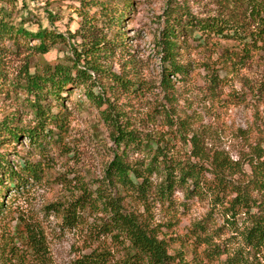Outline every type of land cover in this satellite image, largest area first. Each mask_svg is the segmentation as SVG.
<instances>
[{"label":"trees","instance_id":"16d2710c","mask_svg":"<svg viewBox=\"0 0 264 264\" xmlns=\"http://www.w3.org/2000/svg\"><path fill=\"white\" fill-rule=\"evenodd\" d=\"M69 1L77 4V26L60 32L54 25L58 12L52 8L57 0H46L43 6H31L28 0H0V104L11 100L17 107L22 105L31 113L32 124L17 123L19 107L0 109V220L12 216L9 220L25 223L21 240L28 254L12 246L8 256L15 261L10 262L46 264L48 250L40 225L22 220L8 194L11 189L15 196L20 194L28 179L40 180L43 165L26 159L17 167L8 150L22 138L39 151L48 140L60 145L66 123L51 115L50 101L60 104L63 93L79 89L96 107L106 106L103 120L113 147L100 179L91 185L77 180L70 196L47 205L61 217L64 228L81 235L82 249L74 264H264V148L254 146L233 159L225 151H205L194 135H180L192 145L190 154L182 156L173 151L170 135L152 136L131 128L125 113L100 86L108 78L116 91H133L134 85L109 68L117 55L128 53L121 31L128 5L117 10L116 3L108 4L112 0ZM223 1L232 10L226 18H189L178 8V16L167 24L158 43L160 83L167 93L173 90L170 76L184 77L187 72L179 49L186 48L185 41L195 32L202 45L218 39L233 43L235 47L224 48L223 67L233 69L255 56L264 57V0ZM57 46L62 57L55 63L34 61ZM162 115L172 128L170 113ZM144 139L155 145L149 149L148 161L146 157L129 161V153L139 151ZM178 190L183 192L182 201L174 198ZM193 199L206 201L209 209L191 225L192 258L185 260L182 250L170 253V219L155 222L151 210L159 203L172 218ZM130 202L135 207L128 208Z\"/></svg>","mask_w":264,"mask_h":264},{"label":"rangeland","instance_id":"374dc122","mask_svg":"<svg viewBox=\"0 0 264 264\" xmlns=\"http://www.w3.org/2000/svg\"><path fill=\"white\" fill-rule=\"evenodd\" d=\"M31 6H43L46 0H28ZM117 10L128 5L126 17L121 19V31L126 36L127 54H119L109 64L111 71L127 79L133 86L132 92L115 90L108 78H103L100 86L110 96L115 106L125 113V121L130 127L152 136L170 135L173 151L179 155L190 154L191 141L184 136L199 138L203 149L225 151L231 158L239 159L259 145L264 148V57L255 56L244 66L239 64L233 69L223 67L224 48L235 47L232 42L212 40L206 45L199 44V33L189 35L186 48L179 49V58L188 64L184 77L170 76L173 82L172 93L166 92L160 83L161 48L159 40L173 18L186 13L191 17L226 18L232 10L223 0H112ZM77 4L69 0L52 2V8L58 12L54 22L56 29L65 32L77 26L75 8ZM185 19V17L183 18ZM196 37V38H194ZM181 39V36L178 37ZM214 43V44H212ZM61 46L48 54L35 57L34 61L55 63L62 57ZM101 89L97 86L96 91ZM60 104L50 101L51 115L63 118L66 130L60 145L48 140L44 149L30 146L28 138H22L9 148L8 158L17 167L23 160L40 161L44 171L40 180L28 179L21 193L15 196L11 189L9 201L11 207H18L22 220L40 225L46 238L48 250L46 264H74L82 249L81 235L74 229L63 227L61 217L49 211L47 205L63 201L74 190L77 180L83 179L94 184L100 179L104 168L112 157V141L108 126L103 120L105 105L101 108L89 102L82 90H69L63 93ZM16 102V101H15ZM18 102H16L17 104ZM13 104V105H11ZM19 125H32L31 113L18 106ZM14 101L0 104L4 111L18 109ZM172 116V128L165 123L162 113ZM53 131H57L52 128ZM57 135H55L56 137ZM143 146L137 152H130L129 161L149 159L153 143L143 140ZM152 180L156 181L155 175ZM174 198L182 201L183 192L176 191ZM128 208L133 202L126 204ZM135 207V206H134ZM142 211L141 208H139ZM206 201L193 199L186 208L179 209L169 218L164 207L152 205L153 220L158 223L169 221L167 231L170 253L182 250L185 260L192 258L193 238L191 225L202 219L208 211ZM12 217V216H9ZM0 220V264H12L13 256H8L10 247H16L24 256L28 255L23 245L24 222L14 218ZM92 218H89L91 220ZM25 248V249H24ZM26 264H32L27 262Z\"/></svg>","mask_w":264,"mask_h":264}]
</instances>
